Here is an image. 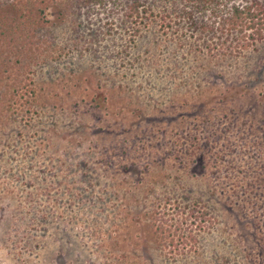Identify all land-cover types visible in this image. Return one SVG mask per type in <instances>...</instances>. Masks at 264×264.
<instances>
[{
  "label": "rangeland",
  "instance_id": "374dc122",
  "mask_svg": "<svg viewBox=\"0 0 264 264\" xmlns=\"http://www.w3.org/2000/svg\"><path fill=\"white\" fill-rule=\"evenodd\" d=\"M29 1L0 35V264H264V31ZM193 205L211 223L172 249L153 218Z\"/></svg>",
  "mask_w": 264,
  "mask_h": 264
},
{
  "label": "trees",
  "instance_id": "16d2710c",
  "mask_svg": "<svg viewBox=\"0 0 264 264\" xmlns=\"http://www.w3.org/2000/svg\"><path fill=\"white\" fill-rule=\"evenodd\" d=\"M76 1L79 5H85V7H87V5L101 3L104 0ZM178 1L181 5H178L179 7L176 6L175 13H177V17L187 21L193 29H197V27L200 26L204 31H217L216 29H218V26L215 27L211 25L210 22L207 23L204 21V15L209 11L212 17H217L219 19L218 24H220V28L229 25L238 29L240 38L246 41L240 46L247 47V45L262 39V33L264 31V6L260 0H240V2L234 0ZM144 2L145 0H119L120 7L124 9L125 19H132L133 17H135V19L140 18L142 12H145V7L142 6ZM7 8L14 11L13 5L0 2V21H3V15L1 13H4ZM15 8L16 12L14 15L8 13L7 17L4 16V18H6L0 24V35L9 39H11L9 35H14L16 39H18L20 35L27 36L28 34H25L26 29H30L29 20L32 16L33 8L31 1L26 0L24 4L21 3L16 5ZM221 14H224V18ZM188 219H192L189 224L194 225L195 228H193V230L203 229L207 221L211 223L208 210L205 208L199 209L193 205L188 210L186 217L184 216L180 219L177 217L168 218L163 213H159V215L157 214L153 218L152 225L160 238L167 239V244L173 247L172 249H179L181 246L185 247L190 241H195L196 239L192 234V230L188 228ZM184 225H186V228H184Z\"/></svg>",
  "mask_w": 264,
  "mask_h": 264
}]
</instances>
